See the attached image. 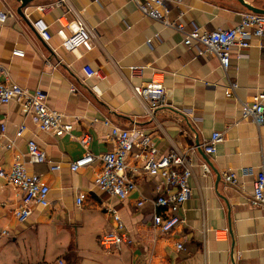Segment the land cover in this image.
I'll use <instances>...</instances> for the list:
<instances>
[{
	"label": "crops",
	"instance_id": "0c3cea01",
	"mask_svg": "<svg viewBox=\"0 0 264 264\" xmlns=\"http://www.w3.org/2000/svg\"><path fill=\"white\" fill-rule=\"evenodd\" d=\"M245 1L264 9V0ZM20 4L0 0V14L12 13L0 22V79L44 90L48 106L73 130L57 136L41 130L20 102L0 105V168H10L21 154L28 173L50 186L49 206L33 205L28 220L19 222L14 210L23 194L0 178V222L10 232L0 236V264H59V259L67 264H264V207L252 204L254 176L243 172L250 168L257 174L264 166V125L242 118V102H251L264 88V36L254 37L226 71L216 58L198 56L185 45L183 33L144 15L133 0H35L24 8L25 18L18 14ZM50 4L45 13L38 9ZM246 12L251 11L238 0H182L170 6L168 18L184 24L185 31L194 25L212 31L235 27ZM78 15L91 30L94 47L76 54L63 47L59 31ZM39 20L43 33L34 26ZM17 50L24 56L14 55ZM86 65L102 77L86 78ZM132 66L144 68L142 78L132 77ZM154 72L164 75L166 105L151 115L133 83L149 81ZM232 82L238 87L235 96H228ZM96 84L101 97L92 89ZM110 125L151 135L158 156L209 140L214 131L223 133L215 154H189L191 196L176 214L183 223L166 231L141 225L150 222L155 207L150 202L138 207L140 195L173 192L160 177L141 171L134 177L138 188L120 199L96 185L100 160L71 170L85 152L78 140L82 134L91 135L94 154L113 149ZM30 140L60 168L31 163ZM228 170L238 174L237 185L225 183ZM81 194L85 199L78 204ZM111 208L133 239L121 250L108 251L100 243L115 227Z\"/></svg>",
	"mask_w": 264,
	"mask_h": 264
},
{
	"label": "built area",
	"instance_id": "2783aa9c",
	"mask_svg": "<svg viewBox=\"0 0 264 264\" xmlns=\"http://www.w3.org/2000/svg\"><path fill=\"white\" fill-rule=\"evenodd\" d=\"M133 1L144 15L183 33L185 35L184 44L193 49L198 56L216 58L226 71L230 67L233 57L242 56V53L251 47L254 37L264 36V14L246 12L240 23L232 28L210 31L194 25L189 31H185L184 24L171 21L168 18L170 6L179 4L182 0ZM52 8L53 4H50L40 6L38 9L45 13ZM9 15L1 13L0 22H5ZM34 26L43 33L45 28L40 20ZM59 36L63 47L69 52L79 54L81 49L91 51L94 47L93 34L80 15L65 23L59 31ZM13 54L24 56V52L19 50L14 51ZM130 69L133 78H142L144 73L142 66H132ZM84 72L88 79L102 77L100 71L90 65L84 67ZM164 82V75L154 72L149 81L133 83L134 93L147 103L151 115H154L158 108L166 105ZM237 87L236 82L230 83L226 88L227 95L235 96ZM92 89L97 96L103 95L102 89L97 84L93 85ZM47 98V93L42 89L29 91L17 84L0 79V105L18 101L25 111L33 116L41 130L54 132L57 136L71 135L73 125L62 122L61 114L48 106ZM242 106L243 120L253 122L258 126L264 125V88L253 97L251 102H242ZM106 123L109 124V122ZM110 126V137L114 143L113 149L103 154H94L89 148L92 141L91 135L82 134L78 140L85 152L70 164L71 170L78 171L88 168L95 161L100 160L103 167L96 174V185L105 193L120 199L128 198L138 188L134 177L141 171L154 177H160L164 180L166 190H173V192L171 191L168 195L158 193L159 195L155 197L140 195L137 201L138 207H143L147 202L152 203L155 207V213L150 222H143L141 225H150L156 230L166 231L176 222L183 223V220L177 218L176 214L191 196L189 179L192 175V163L189 154L196 151H203L210 155L215 154L218 145L223 141V133L214 131L209 140L202 143L197 142L184 150L173 147L165 155L158 156V149L151 135L144 133L140 128L125 129L116 125ZM5 129L3 126V131ZM24 129L25 125H22L18 134H22ZM28 156L31 163H49L51 170L60 168L58 164L48 159L44 150L34 140L28 142ZM203 167L208 170L207 164H204ZM243 172L245 175L254 176L252 204L264 207V166L257 174H254L250 168L244 169ZM223 176L226 184H238V174L235 171L228 170ZM0 178L19 188L23 194L20 205L14 210V216L19 222L28 220L33 205L44 208L49 206L50 186L39 175L28 173L21 154L15 155L10 168H0ZM84 199V194L78 196V204H81ZM110 211L114 216L115 227L101 236L100 243L105 250L109 251L112 248L121 250L123 246L132 245L133 239L118 210L111 208ZM168 214L169 217L165 218ZM9 234L8 228L0 222V236ZM177 248L182 250L184 245L180 242L177 244ZM58 263L67 264L63 259H59Z\"/></svg>",
	"mask_w": 264,
	"mask_h": 264
},
{
	"label": "water",
	"instance_id": "95a60500",
	"mask_svg": "<svg viewBox=\"0 0 264 264\" xmlns=\"http://www.w3.org/2000/svg\"><path fill=\"white\" fill-rule=\"evenodd\" d=\"M21 4L18 8V14H20L23 18H25V14L23 12L24 8H26L29 4L34 2L35 0H18ZM243 6H245L248 10L254 13L258 14H264V9L255 7L249 3H247L245 0H238ZM203 152V151H201Z\"/></svg>",
	"mask_w": 264,
	"mask_h": 264
}]
</instances>
